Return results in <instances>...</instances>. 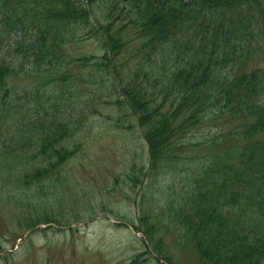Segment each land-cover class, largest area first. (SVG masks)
I'll return each mask as SVG.
<instances>
[{
	"label": "trees",
	"instance_id": "trees-1",
	"mask_svg": "<svg viewBox=\"0 0 264 264\" xmlns=\"http://www.w3.org/2000/svg\"><path fill=\"white\" fill-rule=\"evenodd\" d=\"M263 2L0 0V179L21 187L59 171L79 150L82 118L112 104L139 123L148 154L142 172L195 162L172 170L187 175L181 179L189 188L172 186L157 210L147 207L133 222L158 259L176 264L159 233L166 220L172 243L194 249V258L264 264V67L241 73L239 58L231 62L237 47L251 50L260 38L264 48ZM85 28L100 53L72 55ZM82 93L85 101L75 102ZM215 111H241L253 121L235 130L208 126L200 142L209 152L183 155L192 153L183 141L188 128ZM136 169L128 177L137 185L144 175ZM24 202L31 228L40 218L30 213L35 202Z\"/></svg>",
	"mask_w": 264,
	"mask_h": 264
},
{
	"label": "rangeland",
	"instance_id": "rangeland-1",
	"mask_svg": "<svg viewBox=\"0 0 264 264\" xmlns=\"http://www.w3.org/2000/svg\"><path fill=\"white\" fill-rule=\"evenodd\" d=\"M98 7L96 4L95 10ZM85 33L86 28L80 30L79 37L82 38L71 43L69 51L72 55L100 53L98 41ZM136 43L134 41L133 46ZM236 43L244 45L240 40ZM259 45L260 38L258 42H251V50L237 47V51L231 53L232 66L237 56L236 66L242 68L241 73L264 67V48ZM80 70L74 69L77 73ZM51 88L58 89L59 85L54 82ZM74 100L77 103L85 101L84 93L74 95ZM231 100L235 101V98ZM251 117L241 111L226 114L215 111L213 115H207L204 123L188 128L191 132L183 141L192 153L186 151L183 155L197 154L202 158L209 152L208 145L200 142L209 135L208 126L225 125L235 130L238 124L253 121ZM82 119L80 124L84 127L75 136L81 138L77 142L79 150L62 164L59 171L21 187L0 179V264H133L137 254H142L137 264H167L165 259H158L148 237L142 230L137 231L134 223L140 224V216L147 212V207L157 210L158 203L167 200L172 186L177 190L189 188L181 179L187 175L173 171L181 170L178 167L185 163L192 167L195 162L185 159L177 165L160 170L149 167L142 172L148 154L139 123L129 110L102 103L99 113L89 120ZM216 134L217 131L214 136ZM231 141L239 144L240 138ZM133 164L137 166V173L144 175L137 185L128 177ZM12 189L22 192L16 197L20 201L12 195L15 191ZM28 199L35 202L30 207L31 215L40 218L31 228L27 224L30 217L25 212L27 207L21 203ZM47 211L53 215L49 222L44 219ZM159 222V233L172 245L176 264H208L199 257L194 258L197 256L194 249L173 244V234L167 232L168 222Z\"/></svg>",
	"mask_w": 264,
	"mask_h": 264
}]
</instances>
